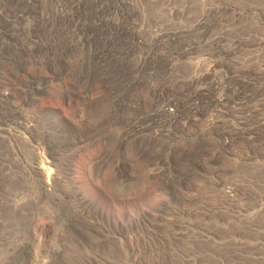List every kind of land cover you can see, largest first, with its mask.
Segmentation results:
<instances>
[{"label":"rangeland","instance_id":"374dc122","mask_svg":"<svg viewBox=\"0 0 264 264\" xmlns=\"http://www.w3.org/2000/svg\"><path fill=\"white\" fill-rule=\"evenodd\" d=\"M0 264H264V0H0Z\"/></svg>","mask_w":264,"mask_h":264},{"label":"bare ground","instance_id":"6f19581e","mask_svg":"<svg viewBox=\"0 0 264 264\" xmlns=\"http://www.w3.org/2000/svg\"><path fill=\"white\" fill-rule=\"evenodd\" d=\"M51 177V176H50ZM68 177V176H67ZM50 179V178H49ZM54 181H57V177L56 176H54L53 178H52ZM49 182H51V179H50V181H48V183ZM47 183V182H46ZM46 186H47V184H46ZM46 191H47V189L46 188H44ZM80 196V195H79ZM83 199V198H82ZM81 200V199H80Z\"/></svg>","mask_w":264,"mask_h":264}]
</instances>
